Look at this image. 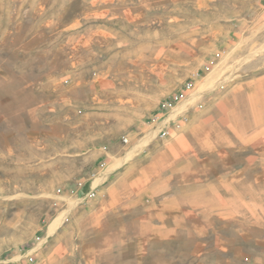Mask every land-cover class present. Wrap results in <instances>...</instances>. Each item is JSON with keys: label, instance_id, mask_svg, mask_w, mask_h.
<instances>
[{"label": "rangeland", "instance_id": "rangeland-1", "mask_svg": "<svg viewBox=\"0 0 264 264\" xmlns=\"http://www.w3.org/2000/svg\"><path fill=\"white\" fill-rule=\"evenodd\" d=\"M114 185L197 195L165 264H264V0H0V264H87Z\"/></svg>", "mask_w": 264, "mask_h": 264}, {"label": "crops", "instance_id": "crops-1", "mask_svg": "<svg viewBox=\"0 0 264 264\" xmlns=\"http://www.w3.org/2000/svg\"><path fill=\"white\" fill-rule=\"evenodd\" d=\"M153 134L145 136L131 153L138 151L140 146L145 147ZM131 153L118 159L114 167L125 164ZM97 191L99 199L85 203L84 212L90 220L98 219L104 226L98 229L97 235L92 236L88 246H85L87 264H165V252L168 251L165 247V234L168 239L171 233H176L178 229L173 223L186 220L192 202L197 197L193 193L187 196L188 199L178 198L165 202V198H161L147 203L142 194L137 192L134 195L127 189L124 192L120 186H108ZM103 230L106 231L104 235L101 234ZM131 240L133 243L129 246ZM223 244L221 250L227 251L228 243L225 241ZM125 249L131 250V254L123 255L122 252L127 251Z\"/></svg>", "mask_w": 264, "mask_h": 264}, {"label": "built area", "instance_id": "built-area-1", "mask_svg": "<svg viewBox=\"0 0 264 264\" xmlns=\"http://www.w3.org/2000/svg\"><path fill=\"white\" fill-rule=\"evenodd\" d=\"M217 63H218V55L217 57H214L213 59H211L210 63L207 65V70L210 71L211 65L213 66L214 64H217ZM194 81L195 80H190V81L185 82L176 93L170 95L169 97H167L160 103V113H157L155 118H152L155 124L164 125L163 122H165L164 121L165 118H168L170 115L172 116V114L178 108V106L192 94L194 87H195ZM163 129L164 127L162 126V130ZM104 164L105 163H102V166H104ZM78 186H80L79 191H81V189L83 188L82 183L80 182ZM59 192H62V189H59ZM88 195L90 197H95L96 192L91 191ZM34 260H35L34 256H31V261H34Z\"/></svg>", "mask_w": 264, "mask_h": 264}, {"label": "bare ground", "instance_id": "bare-ground-1", "mask_svg": "<svg viewBox=\"0 0 264 264\" xmlns=\"http://www.w3.org/2000/svg\"><path fill=\"white\" fill-rule=\"evenodd\" d=\"M198 95V94H197ZM179 107V106H178ZM160 109V108H159ZM159 112H160V110H159ZM156 115V114H155ZM154 118H155V116H154ZM162 126V125H161ZM155 134V133H154ZM148 138V137H147ZM105 178L103 177V178H101V179H98L95 183L97 184V183H100V182H102L103 180H104Z\"/></svg>", "mask_w": 264, "mask_h": 264}]
</instances>
